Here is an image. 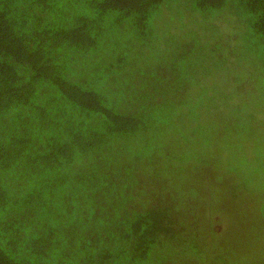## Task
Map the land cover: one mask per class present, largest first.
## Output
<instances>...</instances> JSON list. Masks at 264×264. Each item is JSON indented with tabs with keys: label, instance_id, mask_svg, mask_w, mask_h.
I'll return each instance as SVG.
<instances>
[{
	"label": "trees",
	"instance_id": "obj_1",
	"mask_svg": "<svg viewBox=\"0 0 264 264\" xmlns=\"http://www.w3.org/2000/svg\"><path fill=\"white\" fill-rule=\"evenodd\" d=\"M0 264H264V0H0Z\"/></svg>",
	"mask_w": 264,
	"mask_h": 264
},
{
	"label": "rangeland",
	"instance_id": "obj_2",
	"mask_svg": "<svg viewBox=\"0 0 264 264\" xmlns=\"http://www.w3.org/2000/svg\"><path fill=\"white\" fill-rule=\"evenodd\" d=\"M216 83V84H215ZM222 84V85H224L225 83H226V80L225 79H221L220 81H218L217 79H214L213 77L212 78H207V80H205L204 81V85L206 86V87H211L212 85H217V84ZM202 104V103H201ZM201 104H199V106H197L196 105V107H195V109H196V111H197V108H199V110L197 111V115L199 114V113H202V114H204V115H208V114H210V113H216V111H215V108L214 107H210V106H205L204 104L203 105H201ZM244 107H248L249 108V105H247L246 104V102H239V106H238V110L237 111H239L238 113L243 117V119L244 120H254V117H250L249 115H248V113H247V110H245V108ZM236 111V112H237ZM196 115V116H197ZM196 119V118H195ZM200 120H203V119H200ZM174 131H177V129L176 128H174ZM172 139H168L167 141H168V144H169V142L171 141ZM178 148H176V150H177ZM238 207H240V208H243V204H238ZM230 218H232L231 216H230ZM228 236H230V235H228ZM228 236H226V237H228ZM235 237H240V236H236L235 235Z\"/></svg>",
	"mask_w": 264,
	"mask_h": 264
}]
</instances>
